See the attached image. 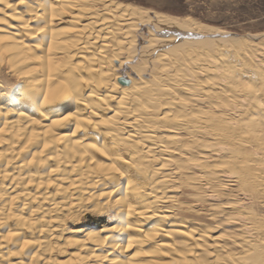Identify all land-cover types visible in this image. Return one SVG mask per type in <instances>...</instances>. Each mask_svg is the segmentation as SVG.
Returning a JSON list of instances; mask_svg holds the SVG:
<instances>
[{"label":"bare ground","instance_id":"obj_1","mask_svg":"<svg viewBox=\"0 0 264 264\" xmlns=\"http://www.w3.org/2000/svg\"><path fill=\"white\" fill-rule=\"evenodd\" d=\"M144 24L191 28L117 0H0V71L14 79L11 92L0 86V264H194L186 251L204 246L206 230L175 225L168 205L186 155L210 140L229 155L264 149L260 112L247 116L253 68L232 65L250 41L180 57L160 50L155 67L138 49ZM156 30L145 48L170 40ZM86 212L110 213V224L80 226Z\"/></svg>","mask_w":264,"mask_h":264},{"label":"rangeland","instance_id":"obj_2","mask_svg":"<svg viewBox=\"0 0 264 264\" xmlns=\"http://www.w3.org/2000/svg\"><path fill=\"white\" fill-rule=\"evenodd\" d=\"M117 1L123 5L135 7L138 9H142L144 11H150V12L158 13L160 15H163V16L169 18L170 20L174 21L178 25H182V26H185L187 28L191 27L190 28L191 30L186 29V28H183L180 30L160 28V29L156 30L154 28V26L149 25V27H148L147 24H144L145 26L142 25V27L140 26L141 28L139 27L138 30H135V33L141 37L140 41H139L140 46L138 47V49L141 50L143 55L145 54V58L147 60H149L151 62V64L155 65V67H157V65H158L156 57L159 54L160 50L170 52L171 54H173L177 57L178 56L180 57V53H182L184 51L188 52V51H191L194 49L200 50L202 53H205L206 51L215 52L214 51L215 47H216L215 45L217 43L222 44V45H225V44L227 45L226 41H229V40L232 41V40H237V39H243V40L250 41L249 43H247V42L245 43V44H250V48L246 47L245 44H244V46L243 45L238 46V48L241 49L242 55L240 57H242V60L241 59L240 60L238 59L237 61L235 60L236 62L232 63V65L235 64V65H239L241 67H243L245 65L246 67L248 66L249 68L250 67L253 68V75L251 77L252 81H250V82L245 81V82L255 88L256 101H252L253 103L249 101L250 102V104H249L250 109L249 110L251 112L249 111L247 116L252 117V118L257 117L258 112H260L259 114H261V115H258V116H260L258 122L264 128V90H263L264 89V0H117ZM148 28H150L151 30H156L155 33L158 36L159 40H161V38H167V39L170 38V40H167L163 43H160L159 44L160 46L158 45V47L156 46L154 48H148V47L145 48V45H147V42L149 41V39H148L149 34L147 32ZM192 29L194 31H192ZM234 56H236V55H234ZM246 64H248V65H246ZM1 71H0V79L2 78L1 79L2 81L0 80V86L1 87L4 86L3 88L10 89L9 92H11V90L13 89V85H14V84H12V82L14 83V81H13L14 79L10 75H6L7 74L6 69L5 70L1 69ZM257 72H258V75L255 74ZM6 78H8V79H6ZM256 89H257V91H256ZM257 96L259 98H257ZM245 103H246V100L244 101V104ZM256 103H258V105ZM254 107L257 110H255ZM255 112H256V114H255ZM262 134H264V133H262ZM208 141L209 140H205L203 143H205V142L207 143ZM252 142H253V140H252ZM225 143L221 144L219 142V144H218L217 140H212V141L210 140L207 144H205L206 146L204 145V148L201 147V149H203V150L200 149L201 152L197 149V150H193L191 152L192 155L191 154L186 155L185 159L183 160L184 161L183 166H185V168L187 166L188 167L186 169L183 168L184 174L182 176H180V180L177 181V184L179 183L178 185L180 187L176 188V189H178L177 193H175V194L173 193L175 195L174 196L175 198H173L174 202H170L168 205L169 206L172 205V208L174 210H172V209L171 210L174 212L175 216L177 217L176 220L180 219V222H178L175 225L181 224L182 225L181 228L184 227V229H187V230L192 229L190 227H193V226H195V227H193V229L197 228V230L200 232L206 230V231H204V233H205L204 235L206 238L205 237L202 238L203 240H201V242L198 241L201 244L205 243L204 246H201L200 248H195L193 251L194 253L192 252L189 254L186 251V255H187L188 259L190 261L195 262L194 264H197L196 263L197 260H200V264H213L212 262H214V260H216V259H217V261H215V262H217L218 264H240V263L241 264H247V263L252 264L253 262H254V264H264V259H262V258H264V252H263L264 251V247H263L264 245H261V244H264V234H263V232H264V226H263L264 225V191H262V190H264V189H262L264 187V180L263 181L261 180V179H264V178H262V177H264V175H263V173H264L263 172L264 171V154H262L264 149H262L258 152V150H256L257 145L254 142L250 144L251 146H246V145L242 144L243 146L241 147V145H237V146L235 145V147L232 146L231 148L234 151H236L237 153H234V155L233 154L229 155L228 154V148H227L228 146ZM214 144H215V146H214ZM231 145H234V144L231 143ZM208 147H210V149ZM214 147L217 150H215ZM217 147H219V148H217ZM222 148H223V150H222ZM235 148H238V149L235 150ZM212 151L215 153H213ZM202 152L203 153L205 152L206 154L204 153V155H203ZM207 152H208V154H207ZM218 152H219V154H218ZM222 152H223L224 156L222 155ZM193 154H195L196 156ZM247 154H248V156H247ZM207 155L208 156L210 155V156L207 157ZM239 155H240V157H239ZM243 155H244V158H243ZM193 156H195V157L193 158ZM246 156H247V158H246ZM256 156H259V158H257ZM234 158H235V160L237 159L236 165H234L235 164ZM240 158H241V160H239ZM226 159H229V161ZM190 160L192 161V163ZM225 160H226V162H225ZM255 160H256V162H255ZM220 161H221V163H220ZM203 162H206V163L203 164ZM213 162L215 164H213ZM208 163L210 164V166ZM225 163H227V164H225ZM230 164H231V166L233 164V169L235 167V170L237 171V173L233 174L232 172H230L228 170V167H229V169L231 167ZM240 164L242 165V167L244 169L240 167L241 166ZM189 165H191L190 166L191 168L189 167ZM212 166H214V167H212ZM217 166H220V167L217 168ZM247 168H249L250 170ZM208 169H209V171H208ZM238 169L240 171H238ZM241 170L244 172H242ZM201 171H202V173H201ZM203 171H205V173ZM247 171H248V173H247ZM253 171L255 172V174L257 176L253 175L254 173H251ZM220 172H222V173H220ZM228 173L230 175L232 173V175L230 176ZM215 174L217 176H219L220 178L218 177V179H217V176ZM209 175L211 177H209ZM233 175L235 178L233 177ZM245 175H248V176H246L247 179L245 178ZM261 175H263V176H261ZM198 176H199V178L201 177V179L197 178ZM212 176H214V177H212ZM221 176H223V178ZM188 177H190V178L188 179ZM206 177H207V179H206ZM212 178L213 179L215 178L214 179L215 181ZM219 179H220V181H219ZM241 179L243 181L241 182V185H240ZM245 179H246V181L244 182ZM254 179L257 181H255ZM228 180H230V181H228ZM260 180L262 183L260 182ZM204 181H206V182L203 183ZM207 181H211V182H209L210 184ZM236 181L238 182V185L236 184L237 183ZM254 181L256 182V184L254 183ZM185 183L186 184L188 183L189 185H186ZM193 183H195V184H193ZM247 183L248 184L251 183L250 184L251 186L248 185ZM177 184H175V185H177ZM207 184H209L210 186ZM243 184H245V185H243ZM257 184H259V185L262 184V185L259 186ZM242 185H243V187H242ZM254 185H255V187H253ZM210 190H212V191H210ZM257 190H259V191H257ZM183 192H185V193H183ZM194 193H196V195ZM192 195H194V196H192ZM197 196H198V198H197ZM193 198H195V199H193ZM177 203H178V205H177ZM188 207H190V208H188ZM192 209H194V210H192ZM254 213H255V215H254ZM189 214H190V216H189ZM237 214H238V216H237ZM199 219L201 221H199ZM109 221H111L110 213L98 214V213H94V212H86L81 217L80 226H83V227H101L102 225H109L110 224ZM187 222H189V223L187 224ZM250 223H251V225H249ZM188 225H190V226H188ZM204 225H206V226H204ZM68 226H75V225L69 223ZM256 228H257V230H256ZM250 229H252V230H250ZM259 229H260V231H259ZM250 232H252V233H250ZM64 233H65V235L68 236L67 231ZM207 234H209V235H207ZM225 234H227V236ZM65 235L63 236L62 239H64L66 237ZM180 235L181 234H179L177 236L174 235L173 241L177 245L180 244L181 247L183 248V247H185V244L188 241L185 239V237H183L184 235H181V236ZM213 235H215V236L219 235V236L215 237ZM223 235H225V237H222ZM259 235H261L262 237ZM211 237L212 238L215 237V240H213ZM226 237H227V239H225ZM207 239H209V241ZM219 240H221L220 241L221 243L219 242ZM230 240H231V242H230ZM178 241H180V242H178ZM208 245L209 246L210 245L215 246V247H211V246L208 247ZM217 246H218V248L216 249ZM232 246H234V247H232ZM202 247H204V248H202ZM259 247H260V249H258ZM231 248H233V249L235 248V250H233ZM221 249L222 250L225 249V250L221 252ZM230 250L233 252H230ZM214 251H216V252H214ZM225 251H226V254H224ZM207 252H208V255H206ZM198 253H200V254H198ZM203 253H204V256H203ZM215 253H216V255H215ZM219 255H222V256L219 257ZM215 256H217L216 259H215ZM193 257H195V258H193ZM242 259H244V260H242ZM259 259H261V260H259Z\"/></svg>","mask_w":264,"mask_h":264},{"label":"snow or ice","instance_id":"obj_3","mask_svg":"<svg viewBox=\"0 0 264 264\" xmlns=\"http://www.w3.org/2000/svg\"><path fill=\"white\" fill-rule=\"evenodd\" d=\"M54 99H60V97H56V98H54ZM46 103H52L53 101H50V100H46L45 101ZM70 117H65V119L67 120V119H69Z\"/></svg>","mask_w":264,"mask_h":264}]
</instances>
